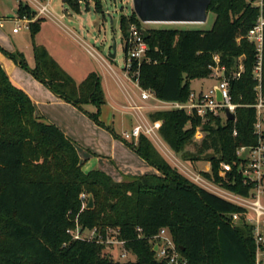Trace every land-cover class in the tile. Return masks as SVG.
<instances>
[{
  "label": "trees",
  "instance_id": "16d2710c",
  "mask_svg": "<svg viewBox=\"0 0 264 264\" xmlns=\"http://www.w3.org/2000/svg\"><path fill=\"white\" fill-rule=\"evenodd\" d=\"M66 2L79 11L77 3ZM209 12L216 15L210 30L145 29L146 57L140 64L133 62L129 76L163 102L186 103L193 80L209 79L215 68L222 69L231 102L237 106L235 120L211 113L201 118L185 110L156 111L149 118L176 154L189 146L196 148V155L185 161L210 162L211 171L202 172L203 178L249 196L254 184L245 180L248 160L238 151L257 147L264 131L259 135L255 130L258 52L246 35L264 15V0H212ZM17 16L33 20L36 11L20 2ZM43 21L38 19L29 27L34 69L23 54L0 50L122 139L160 175L117 183L102 172L84 173L74 142L36 116L30 97L0 66V264H169L158 260L154 250L153 240L162 229L171 235L186 264H257L254 228L247 223L244 209L180 173L148 137L128 142L107 127L101 121L107 99L100 75L90 73L77 84L45 47L36 44ZM132 24L143 28L136 15L121 19L125 38ZM125 55L127 60L126 46ZM261 86L264 96V51ZM87 106L95 111H87ZM198 129L205 134L200 142L195 141ZM207 153L216 156L205 160ZM222 165L231 167L225 176L220 174ZM83 193L94 198L93 209L82 210ZM235 214L242 216L239 224L233 221ZM77 224L83 231L96 229L98 237L75 240L68 230ZM108 228L119 231L125 248L136 255L135 262H114L104 255L99 238L106 239Z\"/></svg>",
  "mask_w": 264,
  "mask_h": 264
},
{
  "label": "crops",
  "instance_id": "0c3cea01",
  "mask_svg": "<svg viewBox=\"0 0 264 264\" xmlns=\"http://www.w3.org/2000/svg\"><path fill=\"white\" fill-rule=\"evenodd\" d=\"M19 1L23 2L22 0ZM20 2H18L13 10L14 14L9 18L12 22L18 19L17 12ZM23 3L28 4L37 12L34 3L29 2V0H26V2ZM3 17L4 14L0 9V21L4 22L3 27L0 26V48L9 53L23 54L28 66L31 69H34L36 61L34 58L33 40L30 30H27L26 33H21V31L14 33L13 29L15 26L11 28V26L8 25L11 21L6 24ZM38 19H43L44 21L41 24L40 32L35 37L36 44L45 47L50 55L59 63L62 69L69 74L77 84L82 83L90 73L94 72L100 75L102 79V87L107 99L106 104L102 107L101 121L107 127L113 129L117 135L122 138V134L130 130L128 129V127L131 126L129 121H132V125L135 126L141 118L139 114H136L134 111L132 112V110L129 114L132 118L130 120L124 118L125 115L124 112L120 111V106L128 108L133 104L143 106V110L141 111L142 116L148 119L151 113L157 111L153 109V106L155 105L154 101L147 103L146 101H142L141 97L139 99L140 104L130 95H128L129 98H127V101L129 102L128 104L113 99L110 92L106 89L104 76L102 77V74L98 70L85 67V63L82 62L79 57L80 55H78L76 47L79 48V46H82L90 55L101 58L100 61L98 60L97 62L103 69V72L111 75L113 79L123 82L122 75L114 71L110 65L106 68L103 65V63H105L104 58L97 52L91 50L93 48L81 39L77 31L66 26L62 22V19H53V16L50 18L39 17L35 18L32 22H35ZM48 19H51L52 23H49ZM0 66L4 69L12 83L30 97L35 107L36 116L58 127L74 142L77 147L82 171L84 173L88 174L94 171L102 172L110 176L117 183H122L130 177L160 175L156 168L140 157L122 139L116 138L111 131L98 126L85 113L72 104L64 101L50 88L39 82L29 71L18 66L1 50ZM220 72L223 75L222 70ZM125 75H127L126 72L123 76L126 77ZM217 76L221 77L219 73H216L211 78ZM137 88L139 89V87ZM192 92L196 93L193 90ZM86 110L94 112L95 108L93 106H87ZM261 122L264 125V111ZM118 125L122 128L119 129ZM162 142H164L166 147L172 151L161 137V143ZM195 165L198 170L201 166H204L203 169L200 170L201 172L209 173L211 171L210 162L198 161ZM182 166L187 172L192 171L188 166ZM180 173L187 176V174L181 171ZM263 262L261 264H264Z\"/></svg>",
  "mask_w": 264,
  "mask_h": 264
},
{
  "label": "built area",
  "instance_id": "2783aa9c",
  "mask_svg": "<svg viewBox=\"0 0 264 264\" xmlns=\"http://www.w3.org/2000/svg\"><path fill=\"white\" fill-rule=\"evenodd\" d=\"M45 1V0H41ZM79 4L84 3V0H72ZM32 3L36 6L37 12L35 18L46 17L50 18L53 16V13L50 10L49 4L44 5L39 1L32 0ZM34 20V19H33ZM33 20H29L26 17L19 18L16 20L18 23L23 22V25H17L14 29V33H18L22 28L29 30L30 23ZM3 21H0V26L3 27ZM144 24V23H143ZM143 29L139 28L137 25L132 24L129 27L128 35L125 38V46L128 49V58L126 60L125 72L129 76V72L132 70V64L134 61L139 64L146 57L148 51V45L144 40ZM246 40L257 47L258 52V64L255 68V79L259 82L258 87L256 88L258 99L255 105L257 110V123L255 124L256 133L261 135L264 131V125L261 122V118L264 111V96L262 95V57L264 51V15L261 13L258 17L255 25L249 30L246 35ZM93 52V51H92ZM218 61V58H216ZM222 69L215 68V72H219ZM223 72V70H222ZM213 74V75H214ZM136 77L138 73L134 74ZM134 81V80H133ZM139 87L138 82L134 81ZM219 88L222 94V101L217 100L216 88ZM141 90V100L150 101L153 100L155 105L153 109L157 111H171V110H185L188 114H195L201 118H205L208 114L220 115L224 118H227L226 110H229L235 115L237 106L231 102L228 81L223 78V75L219 77V84L210 89L207 93H194L192 92L189 98V101L186 103L179 102H163L159 100L152 91L150 90ZM132 111L136 112L141 116L139 122L132 127L131 130L126 131L122 134V138L128 142L137 143L140 136H146L151 141H158L161 143V136L156 127V125L150 120L142 116L141 111L143 106L133 104L129 107ZM205 134L200 129L197 130L195 135V141H201L204 138ZM242 153H246L245 159L248 160L246 168L243 170V175L245 180L249 183L254 184V188L250 191L249 196H241L234 193H231L211 182H208L200 174H197L193 171H188L187 176L191 181L203 187L204 189L216 194L217 196L232 202L241 208L244 209L243 215L246 217L248 224L252 225L254 228V239L257 245L256 251V262L261 264L264 260V139H260L259 145L255 148H242L238 151V155L242 156ZM231 170V167L228 165H222V176H225L227 172ZM82 200V210L87 209V204L89 202L90 196L83 193L81 195ZM240 216L235 214L233 217ZM91 235L96 238L97 230H90ZM68 233L75 240H89L84 237L85 231L82 230L80 225H76V228L73 230H68ZM119 231L116 229L108 228L106 239H101V241L107 242L109 244H118L124 246L125 242L118 238ZM154 250L157 253L159 260H167L169 264H186L176 248V245L166 229H162L158 236L153 240ZM123 258H126L124 253Z\"/></svg>",
  "mask_w": 264,
  "mask_h": 264
},
{
  "label": "rangeland",
  "instance_id": "374dc122",
  "mask_svg": "<svg viewBox=\"0 0 264 264\" xmlns=\"http://www.w3.org/2000/svg\"><path fill=\"white\" fill-rule=\"evenodd\" d=\"M22 1L26 2V0ZM36 1H39L44 5L49 4L50 10L53 13V19H62V22L66 26L73 28L75 31H77L81 39H83L90 47L93 48L90 49L97 52L104 58L105 63H103V65L106 68H108V66L110 65L114 71L122 75L123 82L113 79L111 75H108L103 72V69L97 62L98 60L100 61L101 58H99L98 56L90 55L85 51L82 46H79V48L75 46L78 55H80L79 57L81 58L82 62L85 63V67L98 70L102 74V77L104 76L106 89L108 90V92H110L113 99H117L121 103L128 104L129 102L127 101V98H129L128 95H130L132 98H134V100H136L140 104V90L137 88L135 82L131 80L127 75H125L126 77L123 76L126 68L125 37L121 29L120 23L123 17L130 19L133 15H136L134 12L133 0H84V3L82 4L73 1L74 4L77 3L76 5H78L79 11H77L76 8L68 4L66 2L67 0ZM18 2L20 1L0 0V9L1 12L4 14L3 20L6 21V24L11 21L9 20V18H11V15L14 14L13 10L18 4ZM29 2L32 1L29 0ZM215 18L216 15L213 12H209L207 22L202 24H143V28L210 30L214 24ZM48 21L49 23H52L51 19H48ZM18 24L22 26L23 22L21 21L18 23L16 20H14L13 22L11 21L8 25L12 28L13 26L16 27ZM26 32L27 30L22 28L21 33ZM114 42L116 43V58L114 60H111L109 58V54L114 52ZM216 73H219V75L222 76V73L220 71ZM218 77L219 76L209 79L193 80L191 82V88L196 93H207L210 89L216 87L219 84ZM151 101L153 100H150L147 103H150ZM119 109L120 111L124 112V118L129 120L132 118L129 115L131 113L130 108L120 106ZM129 123H131V126L128 127V129L131 130L133 127V122L129 121ZM118 128L121 129L122 127L118 125ZM152 142L158 149V151L163 155V157L174 168L177 167L181 172L187 174V170L182 166L186 165L193 172L201 174L202 176L203 171L201 172L200 170L203 169L204 166H201L198 170L195 165L196 162L185 161L186 157H190V155H196V148L194 146H189L182 153L176 154L170 151L166 147L164 142L160 143L156 140ZM245 154L246 153H242V156L245 157ZM221 173L222 172H220V174ZM241 217L242 216L233 217V221L236 224H239ZM84 237L86 239L88 238L90 241L95 239L91 235L90 230L85 231ZM99 243L100 245H103L104 255L108 256V258L114 262L127 263L135 262L137 260L136 255H134L131 251L127 250L125 246L118 244H109L107 242L101 241V238H99ZM124 253L126 254V258H123L122 256ZM157 259L159 260L158 256Z\"/></svg>",
  "mask_w": 264,
  "mask_h": 264
},
{
  "label": "water",
  "instance_id": "95a60500",
  "mask_svg": "<svg viewBox=\"0 0 264 264\" xmlns=\"http://www.w3.org/2000/svg\"><path fill=\"white\" fill-rule=\"evenodd\" d=\"M212 0H133L134 12L137 18L144 24H202L208 19L209 8ZM146 39L148 33L143 29ZM114 52L109 55L111 60L116 58V43L113 46ZM217 100L222 101L220 89L216 88ZM229 120H235V115L226 110ZM216 155L207 153L203 159L210 160ZM95 206L94 198L90 196L87 209ZM157 247H155V251Z\"/></svg>",
  "mask_w": 264,
  "mask_h": 264
}]
</instances>
